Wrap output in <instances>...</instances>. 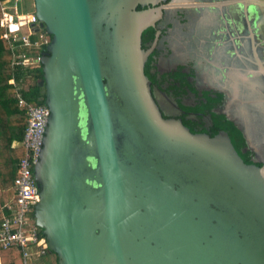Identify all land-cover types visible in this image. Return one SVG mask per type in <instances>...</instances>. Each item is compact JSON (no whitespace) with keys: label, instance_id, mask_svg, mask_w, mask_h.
<instances>
[{"label":"water","instance_id":"obj_1","mask_svg":"<svg viewBox=\"0 0 264 264\" xmlns=\"http://www.w3.org/2000/svg\"><path fill=\"white\" fill-rule=\"evenodd\" d=\"M32 1L31 33L50 37L38 61L49 115L33 219L56 264H264V0L185 5L205 25L220 18L210 38L231 60L226 118L251 164L225 131L162 116L141 48L160 0Z\"/></svg>","mask_w":264,"mask_h":264},{"label":"flooded vegetation","instance_id":"obj_2","mask_svg":"<svg viewBox=\"0 0 264 264\" xmlns=\"http://www.w3.org/2000/svg\"><path fill=\"white\" fill-rule=\"evenodd\" d=\"M189 1L160 0L155 4L162 14L141 34V48L148 53L143 70L164 118L179 120L192 133L210 136L221 131L215 128L218 117L223 116L228 121L230 97L227 90L231 76L227 75V68L231 60L225 56L224 45L215 46V40L210 38L211 33H219L211 25V18L204 24L199 51L194 50L195 19L201 12L185 6ZM141 9L144 8L137 7ZM229 37H226L227 43ZM244 50L246 48H241L242 56ZM214 56L215 60L207 62ZM210 71L213 73L209 74ZM244 148L245 144L239 148L240 157L242 160L246 157L243 161L251 164V153Z\"/></svg>","mask_w":264,"mask_h":264},{"label":"built area","instance_id":"obj_3","mask_svg":"<svg viewBox=\"0 0 264 264\" xmlns=\"http://www.w3.org/2000/svg\"><path fill=\"white\" fill-rule=\"evenodd\" d=\"M19 0H13L17 3ZM0 3L2 18L1 26L4 28L2 38L9 44L13 61L19 57L22 60L15 62L21 65H33L38 63L40 55L38 49L46 45L48 37L42 33H31L33 27H37V20L33 14H19L18 11L10 13L8 6ZM16 9V6L14 5ZM16 25V29H12ZM28 25V32L22 34L18 29ZM38 35V40L31 41L30 36ZM25 47L31 49V56L26 57L23 53L19 55L17 49ZM9 84L15 85L10 79ZM17 105L24 110L26 115V127L22 145L25 149L24 156L19 160L17 166V177L14 180V197L5 205L8 212L0 223V245L4 249L16 247L21 251L23 264H29L32 259H39L49 253L47 247L42 243L44 236L35 225L33 212L39 201V188L33 177V165L37 161L39 151L42 147V139L49 115L45 105H31L26 102L19 93L16 95Z\"/></svg>","mask_w":264,"mask_h":264},{"label":"trees","instance_id":"obj_4","mask_svg":"<svg viewBox=\"0 0 264 264\" xmlns=\"http://www.w3.org/2000/svg\"><path fill=\"white\" fill-rule=\"evenodd\" d=\"M3 1L5 0H0V3ZM24 14L29 13L25 12ZM1 18L0 6V223L3 217L8 214L5 205L11 202L14 197V180L17 177L18 162L25 154L22 141L26 127V115L24 110L18 107L16 95L19 93L31 105H44V89L38 84L42 79L41 65L39 63L16 64L17 60L19 62L22 60L21 57L13 61L10 46L2 38L4 28L1 26ZM38 39V35L30 36L31 41ZM45 46L42 45L38 49V54H35V57L45 52ZM17 53L19 55L25 53L26 57L32 54L31 49L25 47L18 48ZM10 79L14 80L15 85L9 84ZM218 119L221 121L219 120L215 128L228 134L234 149L239 154V148L244 146L240 132L223 116ZM46 255L54 256L50 252ZM54 262L56 264V258H54ZM0 264H23L21 251L16 247L4 249L0 245Z\"/></svg>","mask_w":264,"mask_h":264},{"label":"rangeland","instance_id":"obj_5","mask_svg":"<svg viewBox=\"0 0 264 264\" xmlns=\"http://www.w3.org/2000/svg\"><path fill=\"white\" fill-rule=\"evenodd\" d=\"M4 5L8 6V10L10 13H14V11H18L19 14L23 15L25 12L33 13V1L32 0H19L17 3H13V0H5ZM16 6V9L14 8ZM28 25H23L18 29V32L25 34L28 32ZM50 40V38H49ZM53 257V255H51ZM52 257L50 255H46L43 258L32 259L33 261H29V264H51Z\"/></svg>","mask_w":264,"mask_h":264},{"label":"crops","instance_id":"obj_6","mask_svg":"<svg viewBox=\"0 0 264 264\" xmlns=\"http://www.w3.org/2000/svg\"><path fill=\"white\" fill-rule=\"evenodd\" d=\"M213 10H216V8H212ZM226 10L228 11V13H229V15H227L226 13L224 14V18H225V21H226V23L228 24V26L230 27V29L231 30H233V28H231V26H233V25H235V22H236V16H235V14H234V12H233V10H231L230 9V7L228 6V8H226ZM216 18H218V19H220L219 18V16H217ZM214 16H212V19L213 20H211V25H218V23H220L218 20H215L216 19ZM195 22H196V26H195V28H202V29H204L203 27H205L204 26V20H203V18L202 17H198V18H196L195 19ZM217 26H215L214 28V30L216 31V32H219V30L221 29L220 27L219 28H216ZM197 29H195V31H196ZM202 33V30L200 31H198V33L196 32V34H194V40H193V42H194V50H197V52L199 51V49H200V42H199V40H202L203 38L200 36V35H202L201 33ZM230 34L231 35H233V33L232 32H230ZM232 41H233V37L232 36H230L229 37ZM230 41V40H229ZM244 41H248V39H245ZM235 42V41H234ZM233 49V48H232ZM235 49V48H234ZM50 257H52L51 255H50ZM54 258H56L55 256H53L52 257V260L54 259ZM51 264H55V262L54 261H52L51 262Z\"/></svg>","mask_w":264,"mask_h":264},{"label":"clouds","instance_id":"obj_7","mask_svg":"<svg viewBox=\"0 0 264 264\" xmlns=\"http://www.w3.org/2000/svg\"><path fill=\"white\" fill-rule=\"evenodd\" d=\"M29 14H33V13H29ZM34 15V14H33ZM37 26H38V24H37ZM37 33H42V34H44V35H46L43 31H39V32H37ZM47 37H48V39L50 38L48 35H46ZM49 42V41H48ZM41 54V53H40ZM42 55V54H41Z\"/></svg>","mask_w":264,"mask_h":264}]
</instances>
